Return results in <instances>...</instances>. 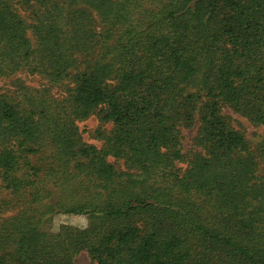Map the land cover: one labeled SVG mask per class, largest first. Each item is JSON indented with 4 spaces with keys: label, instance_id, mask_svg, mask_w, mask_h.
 <instances>
[{
    "label": "trees",
    "instance_id": "1",
    "mask_svg": "<svg viewBox=\"0 0 264 264\" xmlns=\"http://www.w3.org/2000/svg\"><path fill=\"white\" fill-rule=\"evenodd\" d=\"M23 72L48 83L0 94V179L21 206L0 264H264V142L224 114L264 126V0H0V78ZM93 114L114 125L101 147L77 137ZM58 213L88 224L44 230Z\"/></svg>",
    "mask_w": 264,
    "mask_h": 264
},
{
    "label": "rangeland",
    "instance_id": "2",
    "mask_svg": "<svg viewBox=\"0 0 264 264\" xmlns=\"http://www.w3.org/2000/svg\"><path fill=\"white\" fill-rule=\"evenodd\" d=\"M34 6H24L20 9L27 20H32ZM48 81L42 77L40 74H30L28 72H23L17 74L12 78H0V94H2L6 89L15 90L18 85H28L39 89L45 86ZM50 87V85H49ZM52 92L55 96L64 95V88L61 85L54 86ZM201 104H198L194 109V117L191 121L183 120L180 123L181 130V148L183 152L188 153L196 148L195 138L198 134L200 128V110ZM224 114L228 116L235 128L241 130L245 133L247 138L252 142L255 148H260L264 142V126H256L247 117L241 115L240 113L234 112L230 108L224 109ZM77 126V137L81 143L94 144L101 147L104 143L103 139L97 136V130L102 129L106 131H111L114 127L112 122H103L99 118L98 114H93L87 119L76 121ZM112 162H115L122 169H127V165L124 158H116L114 156L110 157ZM46 162V161H45ZM178 165L183 169L186 167V163L178 162ZM264 166V165H263ZM9 201V203H5ZM20 205L16 202V196L10 194L9 190L3 185V180L0 179V226L12 216H14L20 209ZM88 224V217L86 215L80 214H68V213H58L55 214L50 222H46L43 225L44 230L50 233H58L61 226L70 225L75 227H86ZM71 264H94L90 255L86 250H79L72 254L70 258Z\"/></svg>",
    "mask_w": 264,
    "mask_h": 264
}]
</instances>
